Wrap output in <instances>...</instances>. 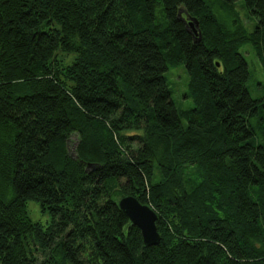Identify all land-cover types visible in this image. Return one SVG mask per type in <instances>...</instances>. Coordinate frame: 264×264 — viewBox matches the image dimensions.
Segmentation results:
<instances>
[{
    "label": "trees",
    "instance_id": "16d2710c",
    "mask_svg": "<svg viewBox=\"0 0 264 264\" xmlns=\"http://www.w3.org/2000/svg\"><path fill=\"white\" fill-rule=\"evenodd\" d=\"M238 1L0 0V264H264V82L241 51L264 74V0H242L251 32ZM126 195L157 212L158 245Z\"/></svg>",
    "mask_w": 264,
    "mask_h": 264
},
{
    "label": "rangeland",
    "instance_id": "374dc122",
    "mask_svg": "<svg viewBox=\"0 0 264 264\" xmlns=\"http://www.w3.org/2000/svg\"><path fill=\"white\" fill-rule=\"evenodd\" d=\"M237 11L239 12V16L245 25L248 31H252L255 27L256 23H258V19L248 12L246 8L242 7V0H239L236 6ZM223 15L226 19L233 18L234 14L229 11H224ZM235 18V17H234ZM241 51L247 58L249 63V67L251 69L252 74L261 81L264 82V74L262 71L261 62L257 52L254 47L250 44L249 46H245L241 48ZM59 56H62V53H59ZM72 56V54H71ZM255 70V72H254ZM167 78L169 86L172 90L173 98L176 102L177 107L180 111L191 109L194 107V102L191 97H188V84H189V74L184 67V65H180L177 68H172L167 72ZM249 89L254 98H259L264 96V88L260 87L255 83L254 77L251 78L249 82ZM182 122L184 126L188 125V120L186 117H182ZM79 134L78 132H74L67 141L68 152L73 157H79L77 147L79 144ZM15 194V190L12 186H9L6 191V200H10ZM150 206V205H149ZM27 209L30 218L35 222H40L44 227L50 224L52 220L51 213L49 209H43L40 201L35 199H28L27 201Z\"/></svg>",
    "mask_w": 264,
    "mask_h": 264
},
{
    "label": "water",
    "instance_id": "95a60500",
    "mask_svg": "<svg viewBox=\"0 0 264 264\" xmlns=\"http://www.w3.org/2000/svg\"><path fill=\"white\" fill-rule=\"evenodd\" d=\"M182 16V13L180 12ZM193 27L196 34L201 39L200 22L197 18L187 16L182 17ZM217 65H220L217 62ZM120 208L128 215L133 224L137 225L142 232L146 246L158 245L161 241V234L157 227L158 214L148 204L142 203L134 195H126L119 199Z\"/></svg>",
    "mask_w": 264,
    "mask_h": 264
},
{
    "label": "flooded vegetation",
    "instance_id": "af4514ba",
    "mask_svg": "<svg viewBox=\"0 0 264 264\" xmlns=\"http://www.w3.org/2000/svg\"><path fill=\"white\" fill-rule=\"evenodd\" d=\"M192 29H193V27L192 26H190Z\"/></svg>",
    "mask_w": 264,
    "mask_h": 264
},
{
    "label": "bare ground",
    "instance_id": "6f19581e",
    "mask_svg": "<svg viewBox=\"0 0 264 264\" xmlns=\"http://www.w3.org/2000/svg\"><path fill=\"white\" fill-rule=\"evenodd\" d=\"M187 22V21H186Z\"/></svg>",
    "mask_w": 264,
    "mask_h": 264
}]
</instances>
